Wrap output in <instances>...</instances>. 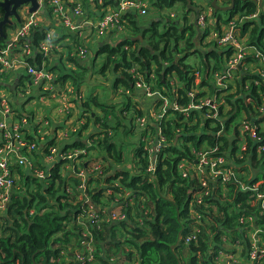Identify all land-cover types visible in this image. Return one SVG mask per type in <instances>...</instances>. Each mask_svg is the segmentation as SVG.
<instances>
[{"label":"trees","instance_id":"16d2710c","mask_svg":"<svg viewBox=\"0 0 264 264\" xmlns=\"http://www.w3.org/2000/svg\"><path fill=\"white\" fill-rule=\"evenodd\" d=\"M43 1L44 6L49 4L48 0ZM91 2L97 8H104L107 5L110 7L108 9L115 8V1L79 0L78 3L81 6L83 5L87 15L94 14L89 11ZM153 4L160 6L157 2ZM166 6L171 7L173 4L168 3ZM257 9L258 5L252 0L245 2L234 0L233 9L229 11V18L225 23L235 15H238L239 18L250 16ZM50 10L48 8V13L47 11L44 12L47 17H50ZM105 10H101L100 13L102 14ZM215 15H219V11ZM219 18L221 17L219 16ZM1 19L2 10L0 9ZM259 19L261 20L259 24H254V21L247 22L240 31L242 35L247 36L249 45L254 47L264 60V15L260 14ZM126 20H128L129 26L135 25L130 14L123 16L121 24ZM158 24L159 22H153L148 30L151 31L152 37L148 38L151 46L147 49L138 48L137 43L129 38H124L113 46L102 45L98 49V53L106 55L103 70L109 68L108 66L112 60L116 59L117 62L113 65L114 73H117L120 68L122 71L115 78L113 87L121 84L128 91H132L135 82L141 81V79L148 84L149 76L153 74L155 79L152 88L170 100L173 93L171 92L169 80L175 74L179 83L175 101L181 107H187L190 102H198L204 96L203 92L190 97L189 92L196 87L201 88L207 85L208 72L221 69L222 55H219L217 49L203 54L196 48L197 31L193 24H185L182 26L183 29H179L180 25L178 23H169L167 29H163L161 33L158 32ZM7 28L3 27L5 37L0 36V48L5 46L8 34ZM204 29H207V27L205 26ZM47 30L49 29L44 26H39L33 30L31 33L33 42L31 44L34 49ZM223 30H220L219 33H222ZM191 55H198L200 61L203 58L201 66L197 67L198 76H196V72H192V66L185 63L186 58ZM210 57L216 60L217 64L214 67L210 63L203 62L204 58L208 61ZM42 61L43 54H37L35 61L29 58L26 59L28 64H37V66H40ZM75 64L77 67L82 68L78 61ZM36 69H40V67ZM240 72V70H237V73ZM69 78L73 83H76V79L66 73H60L54 83L63 86ZM235 83L237 88H235L234 93H229L230 89L224 92L225 106L230 108L224 119L221 115L224 114L225 106L219 99V94L224 90L214 89L210 83L208 84L210 88L208 98H218L219 101L216 102L217 111L215 112L218 117L213 116L214 112L211 117H205V111L208 108L204 107L201 110L189 111L187 121L183 122V114L167 109V113L172 114L174 119H164L160 123L161 134L167 139V142L159 146L160 150L156 156V166L153 174L146 171L149 163V150L145 149L146 143L140 140L143 136L139 137V147L136 148V153H134L138 173L134 170L131 172V170L113 169L111 175L107 174L112 168L105 171L106 175L103 173L102 168L95 177L88 173V185L94 183L98 185L94 189L87 190V195L96 207L113 204L116 196L114 192H117L118 188H113L112 184L118 180L123 187H128L132 191L129 199L135 204L136 216L146 218L142 221L141 227L137 223L136 226L130 227L128 224V221H132L130 210L123 208L122 213L125 219L117 223L124 231L120 234L121 239H116L115 226H111L108 230L109 242L102 243L103 237L95 243V263L114 264L111 257L118 253H124V247H128V261L135 264H181V257L184 259V264H215V258L219 252L225 254H234L235 252L234 248L226 246L225 241L233 247H236L239 243V246L243 247V253H246V250L248 252L250 243L245 238L247 229L261 228V236L264 241V216L259 215L260 202L256 199L257 193L264 194V152H261L259 157L256 155L257 147L264 142V128H259L260 123L264 124V113L260 111V108L264 107V79L259 76V73H242L240 81L236 80ZM74 87L78 89L79 86ZM246 99H249V101H246ZM95 104H98L97 101L90 97L82 104L83 110L88 112L90 116L94 113L88 111L90 105L95 106ZM13 105L15 104L11 103L12 108H10V111L15 113L16 119L24 118L28 123V127L22 129L25 139L29 143L37 145L36 149L38 151L36 153L45 160L50 154V148L54 145L53 137L48 134L45 136L44 141H40V137L37 135L39 124L34 125L32 131L29 130V126L33 122L32 113L25 111L23 107L16 108ZM155 105L161 107L163 101L160 99ZM111 108V106L101 107L103 114H108ZM93 119L99 126L100 132L91 136L92 141L89 146L76 141L73 145L74 149H84L87 152L98 151L101 159L106 162V167L117 166L123 161L126 152L123 153L121 149L117 148L115 131L111 127V122L104 117L99 119L98 114ZM242 121L250 126H255L260 138V141H255L245 132L246 146L241 153V160H236V163L240 165H248L247 160L249 159L251 169L256 170L253 177H251V174L240 177L245 186L257 187L255 193L249 190H241V187L236 183H222L220 180L212 181L209 178L203 179L206 183V187L203 188L199 178L182 179L179 176L178 163L182 159L195 163V153L201 151L204 143L208 147L218 144V154L226 158L225 150L230 147L228 146L226 134H232V126L235 125L234 134L236 138L243 139V136H238L240 134V122ZM11 123L13 125L12 120L11 122L7 121V127ZM117 126H120L123 133L129 129L126 124L120 122H117ZM219 131H223V134L217 135L216 133ZM0 132L2 137L4 129L1 128ZM96 136H101V138L97 139ZM176 138H178L177 143L173 144ZM180 141H184V144L181 145ZM1 142L2 138L0 144ZM26 151L32 154V150L28 151L26 149ZM235 151L236 148L231 149V157ZM60 162L54 161L53 168L47 170L49 174H46L48 175L46 178L48 179L50 176V181L49 183H45L46 181L42 183V192L36 191L30 197L12 194L6 216L1 218L3 224L0 229L4 233L8 232V234L0 238V264H60L56 262V259H58L62 248L61 246L54 248V244L67 243L71 237H76L77 242L81 239L83 229L77 223V217L86 206L82 205V202L72 203L70 201L67 191L69 178L61 175L62 162ZM92 162L91 160L90 163ZM81 167L84 170L87 169V167H83V164ZM237 171L243 172L241 169ZM38 186L40 187V185ZM106 189L111 190L112 195L110 197L105 195ZM204 189L208 191V194L203 196L200 204L194 205L191 210L190 204L193 193ZM103 195H105V199L102 198ZM34 202L37 212L30 215L29 210ZM142 205L145 207L146 214L144 211H140ZM197 215H201L204 224L200 228L196 239L192 238L189 243H185L184 240L187 236L194 235L193 231H189V225L191 217ZM242 215L246 220L245 225L239 223ZM86 227L94 230L91 224H87ZM98 235L101 237L102 233L99 232ZM97 237L96 234L95 240H97ZM106 245H108V251L105 249ZM133 254L137 257L135 260L132 257ZM95 263L94 260L87 261L84 257L83 263L75 261L74 263L62 262L61 264ZM261 264H264V257Z\"/></svg>","mask_w":264,"mask_h":264},{"label":"crops","instance_id":"0c3cea01","mask_svg":"<svg viewBox=\"0 0 264 264\" xmlns=\"http://www.w3.org/2000/svg\"><path fill=\"white\" fill-rule=\"evenodd\" d=\"M110 1H115L114 7L117 5L118 0H110ZM242 1V0H241ZM247 1V0H245ZM242 1V2H245ZM43 0H39L40 3V9L44 7L43 5ZM74 2L78 3V0H64V4L66 6L65 12H70V10L76 5ZM159 3L160 6H156L153 3ZM211 0H202L200 2H196L195 0H149V2H146L145 8L148 9L147 4L149 3V6L151 10L153 8L156 9V16H158L159 20L156 22L161 23L163 22V25L168 26L169 23H178L180 25L179 29H183L182 26L185 24H193L195 26V29L197 31L196 35V41L195 45L196 48L200 50L201 53L206 54L212 50H218L219 55H222L221 62L223 60V66L220 65L221 68L226 67L228 59L230 54L234 53L235 50L231 47H228V49L222 48L221 46H217L213 42V37L220 32L222 29H226L228 26L229 22H237L236 27L240 30L242 26L247 23V22H253L254 24H259L261 20L259 19L260 14L264 15V12L262 9L264 8V0H262L261 6L258 5V9L256 12L252 13L251 15H254V17H245L239 18L238 15H235L232 19L228 20V22L225 23V20H222V18H219V15H215L217 11H214V9L210 5ZM101 1L99 2V4ZM168 3L177 4L181 5L183 8V14H180V20H171L169 19H161V14L159 12L163 11L166 8L172 9L173 6L167 7L166 5ZM217 3L220 7H226L229 6L231 3L229 0H217ZM233 6H234V1H233ZM25 11H26V7ZM48 8H50V17H47L44 15V13H40V9L35 13V16H37V19L39 20V25L44 26L45 28L49 29L47 31L51 32L53 34V40L55 43L54 49L49 53L48 56L43 55V61L40 66H37V64L33 65L31 64L30 66H33L35 68L39 67H48V71L52 73V75L55 76V79L57 78L58 74H55L56 72L54 71L55 68H57L60 64L63 62L66 64V66H71L74 68V64L78 61L80 65L83 67L87 61L88 54L86 58L81 59L77 55H75V50H77L79 47L78 44H73L70 42L71 40L69 39L70 34H74L76 39L79 42H89L93 40H97L99 42L98 44V49L102 45H116L119 42L122 41L124 38H129L132 39V41L137 43L138 48H144L147 49L151 45L149 44L148 40V35L147 33L149 32L148 30L152 26V21L151 23L149 22L148 24L145 23V17L148 16L151 12L145 14V15H139L137 13H131V19L133 22H135V25L132 26V29H129V27H126L129 25L128 20L123 22L126 24L120 29V30H110L106 34L102 36H96L95 30H94V25L96 21L100 18L101 10L108 9L110 8L109 5L104 8H97L96 5L92 6L91 9V14L92 15H83L78 18H73L71 23H80L81 27L78 29H70L69 26H64L62 22L60 21V17L56 14L53 13L52 8L49 6V4H46L44 7V10L47 11L48 13ZM162 8V9H161ZM101 9V10H100ZM233 9V8H232ZM231 9V10H232ZM229 10V11H231ZM90 11V10H89ZM148 11V10H146ZM219 11V10H218ZM229 11H219V12H228ZM44 12V11H43ZM213 12V13H212ZM204 13L206 15V20H208V28L204 29L202 27H199L197 25V17L198 14ZM41 14V17H40ZM230 14V13H229ZM20 15V14H19ZM178 16V15H177ZM249 16V15H247ZM142 17V23L140 24L138 18ZM20 19H22L20 17ZM21 22V21H20ZM20 23H16L14 20V24L12 26H5L8 27L6 30L8 31L9 29L14 28V25H19ZM143 25V26H142ZM207 26V24L205 23ZM252 27V26H251ZM128 31V34L125 32ZM131 30V32H130ZM206 30V31H205ZM9 33V32H8ZM8 35V34H7ZM73 35V36H74ZM240 40L242 43V48H243V58L241 62L239 63L240 67L238 70L241 72H255L259 73L261 69L264 67V60L259 59L262 56L259 54V52L252 46L249 45L248 39L246 35L240 34ZM33 42V36L30 34L29 38V43L32 46ZM199 42L201 44L199 45ZM76 43V42H74ZM136 46V45H135ZM75 47V50H73ZM98 53V51H97ZM37 54H42L41 52H33L28 58L32 59V61H35L37 58ZM192 59H194L193 62V67L201 66V61L203 58L198 57V55H191L190 56ZM27 58V59H28ZM46 58V59H45ZM188 58V57H187ZM186 58V62H187ZM71 59V60H70ZM205 63H210L211 66H215L216 60L214 58H209L208 61L206 58H204ZM74 63V64H73ZM188 63V62H187ZM186 63V64H187ZM213 64V65H212ZM192 65V63H190ZM77 67V65H76ZM135 67V66H134ZM153 68V65H152ZM254 69V70H251ZM19 70V69H18ZM17 70V71H18ZM24 70L25 69H21ZM106 74V73H105ZM103 75L106 77V75ZM120 72L118 71L117 73H114L113 75L110 74V80L107 88L104 89V92L102 90L96 91V90H90L84 86H80L78 89L74 88L73 85H70L68 81L64 82L63 86H60L57 83H46V82H41L39 85L34 87L33 89L35 90L34 93L30 91L31 86H29L28 91H26L25 95L29 96L27 100H25V97L20 93L19 85L22 81L23 78L26 77L28 81V76H17L15 79L10 78L9 82L7 85L1 83V79L5 77H0V87H6L8 88V91H0V129L1 124L3 122H7L8 120H5L7 116L2 113L3 110L5 109H10L12 108L11 103L15 104L13 107L16 108H24L25 111L31 112L32 113V120L33 122L29 126V130L32 131L35 122L37 121H46L49 123V134L51 137H53L54 145L55 148L57 149L58 154L59 153H65L69 151H83L84 149H74L73 145L75 144L76 141H80L83 144H87L89 146L91 144V136H94L100 132L99 126L96 124L95 120L93 117H95L98 114V118L103 117V112L101 111V107H103V101L110 103V98L112 97V94H118L120 98L126 97L129 100L131 97L134 95L136 100L133 103L128 104L126 107H124L120 111V116L127 117L128 119L127 122H129V129H127V132H121V138L122 141L119 140L118 142H123L119 143L118 145H122L123 147L119 146V148H123V153L126 152V156H124L123 161L120 164H117V166H112V169L110 172L107 174L111 175L113 169H118V170H131V172L138 171L137 167V160L134 157V153H136V148L139 147V137L146 136V145H148L149 149V163L148 167L156 161V156L159 151L158 146L163 145V144H158V134H160V129L161 125L160 123L164 119H174L173 115L168 113L166 116H164V119L162 121H159L156 118L157 113L160 110V106H156V102L160 100V98L156 95H149L146 94L145 88H137L134 86L132 91H128L125 87H123L121 84H118L116 87H113V83L115 81V78L118 77ZM196 74V73H195ZM208 74H211V70L208 72ZM208 75V77H209ZM198 76V73L196 74ZM10 77V74L8 75ZM172 78L174 79L175 84L178 86V78L175 76V74L172 75ZM54 79V81H55ZM143 84H146L145 82L142 81ZM207 85L202 86L201 88H195L194 90V95L196 93H203L204 96L200 99H207L209 97V82L207 80ZM212 87L215 89L214 86V81L213 83H210ZM112 87L113 90L110 88ZM44 88H48V90H44ZM231 89V88H230ZM94 92L97 94H102L99 95L100 103L94 105H90V110L94 113H92L90 116L88 112L83 110L82 104L85 103L90 97L94 98L93 96ZM105 92H110V95L105 94ZM115 95V96H116ZM108 96V98H106ZM117 97V96H116ZM118 98V97H117ZM199 99V100H200ZM121 99H118L120 102ZM95 101H98V99ZM112 106V105H111ZM225 106V105H223ZM229 107L225 106L224 107V112L227 113L229 111ZM138 119H143L144 122L141 124ZM241 124V122H240ZM241 127V125H240ZM239 127V129H240ZM259 127L264 128V124L260 123ZM74 129V130H73ZM235 130V125L232 126V134H226V137L228 139V146L229 149L225 150V156H226V161L227 163L232 166L234 169L240 170L242 165L239 163H236L237 159L241 160V153L244 151L245 146H246V141L245 137L243 136L242 138H236V135L234 134ZM132 133L133 131L135 133H138V137L134 139V141H129V133ZM1 134V132H0ZM217 135L223 134L222 132H217ZM238 136H241L240 134ZM97 139H100L101 136H96ZM140 138V140H142ZM166 139V138H165ZM1 140V136H0ZM167 140V139H166ZM167 142V141H166ZM174 142V141H173ZM181 145L184 144V141L179 142ZM190 145V143H188ZM192 144V143H191ZM156 154H155V149ZM208 145L205 143L202 145L201 150L207 148ZM118 148V149H119ZM236 148V151L234 155L231 157V149ZM38 150H32L31 152H24L28 159L27 162L24 164H18L16 162H11L10 164V171L11 175L13 177L14 181V187L12 188L11 194L13 195H18L20 194L21 196H29L36 191L42 192L43 187L41 186L43 182L49 183L50 181V176L47 178H40L37 173L43 172L45 175L49 174L47 170L53 168L54 166V161L59 162L62 160L58 157V155L52 160H44L41 158V156L36 153ZM86 151V150H85ZM129 152V153H128ZM19 155H22L19 153ZM256 155L259 157L260 154H258L257 149H256ZM93 161L90 163V161ZM95 161L103 162L106 163L104 160L101 159V155L98 154V151H89L86 152L85 155L80 154L77 158L70 159L61 165V175L63 177L69 178L68 183V194L71 197L70 201L72 203L76 202H82V205L86 206L83 209V212L78 215L77 217V223H79L82 226V233H81V239L77 240L75 239L76 237H71L70 240L66 243H58L54 244V248H58L61 246V251L59 252V257L56 259V262H59L60 264L71 262L74 263L76 261V256L77 255H87V254H92L94 263H95V243L99 242L100 239L104 237V240L102 243L109 242V232L111 226H115V232L116 234L120 235L124 233L122 229L119 227L117 224L118 222L122 221L125 219L124 214L122 213V209L128 208L130 211V216L132 218V221H128L129 226H136V223L138 224L139 227L142 225V221L146 218L142 217H137L136 213L134 211V202L129 199L132 191L128 187H123L121 183L116 180L113 182L112 186L117 187L118 190L116 193V196L114 198L113 204H108L103 207H96L92 201L90 200V197L88 196V202H85V200H82V196L80 192L78 191V186L81 183V180L77 178L75 175L76 173L82 171L83 173H86V178L88 175V172L92 168V166L96 165ZM60 162V163H61ZM42 163V166H41ZM90 163V164H89ZM248 167H250V161L249 159L247 160ZM83 164V167H87L86 170H84L81 165ZM101 170V166L98 165ZM106 167V164L102 167L103 173L106 175V172L103 168ZM146 168V171L148 169ZM243 167H245L243 165ZM99 170V171H100ZM138 173V172H137ZM191 173H192V179L194 177L199 178L202 175H204L198 165L194 163L191 167ZM256 173V172H255ZM253 177L255 174L250 172ZM249 174V175H250ZM37 181H36V180ZM44 179V181H43ZM87 184V189H90L91 187H94L95 185ZM95 184V183H94ZM40 185V187L38 186ZM48 185V184H47ZM45 185V186H47ZM92 189V188H91ZM112 195V193H111ZM110 195V196H111ZM12 196V195H11ZM105 195L102 196V198L105 199ZM109 196V197H110ZM170 197V196H169ZM141 202V200H140ZM133 205V206H132ZM131 208V209H130ZM144 205L140 207V211H144L146 213V210L144 209ZM98 217V221L93 220L90 217V212ZM7 210L2 212V217L6 216ZM37 212L35 208V202L31 209L29 210L30 215H34ZM123 215L124 218L119 220L117 217ZM3 221L1 222L0 227L2 226ZM87 224H91L94 230L89 229L86 227ZM129 229V228H128ZM95 231V232H94ZM107 231V232H106ZM101 232L102 236L100 237L98 233ZM7 233H4L2 229H0V238L7 236ZM97 234V240H95ZM61 236V235H60ZM57 236V237H60ZM233 247L235 249L234 254H225L222 253L215 258V264H226L229 262L230 264H247L246 261V256H247V250L246 253H243V247L239 246ZM106 251H108V245L105 247ZM128 253L129 249L128 247H124V253H118L115 254V256L111 257L113 260V263L115 261V257L120 259L121 257L127 258L128 259ZM134 255V254H133ZM74 258V261H73ZM73 261V262H72ZM127 262H130L126 260ZM98 264V263H95Z\"/></svg>","mask_w":264,"mask_h":264},{"label":"built area","instance_id":"2783aa9c","mask_svg":"<svg viewBox=\"0 0 264 264\" xmlns=\"http://www.w3.org/2000/svg\"><path fill=\"white\" fill-rule=\"evenodd\" d=\"M49 6L52 8V11L54 14L58 15L60 17V21L64 26H69L70 29H78L81 27L80 23H71L72 19L78 18L83 16L82 6L74 2L76 5L70 10V12H65L66 6L64 4L63 0H48ZM146 0H118L117 5L113 9H107L105 10L100 18L96 21L94 25V30L96 33V36H102L109 32L110 30H120L122 28V18L126 14L131 13H137L139 15H145L146 14V8L145 3ZM26 18H23V21L15 28H13V31H10L7 35V40L5 43V46L0 48V77H7L10 73L16 72L18 69H25V72L28 76L27 81V87L29 89V86L36 87L41 82L46 83H53L55 76L52 75L49 71L46 70L44 67H40V69H36L33 66H30L26 62V59L33 53V52H41L44 56H48L49 53L54 49L55 43L53 40V34L49 31L43 34L42 40L39 42L38 46L34 49L30 43L29 38L30 34L33 32V30L37 27H39V22L37 19V16H35V13L29 14L27 12V9L25 11ZM249 18L254 17V15L247 16ZM205 20L206 15L204 13L198 14L197 17V25L199 27L205 28ZM236 22H230L226 29L222 31V33H218L213 37V42L217 46H221L222 48L228 49V47H231L235 50L234 53L230 54L228 62L226 67L221 68L219 71H212L211 75L213 77L214 86L218 90H224L221 94H219V99L223 103V105H226L223 100V96L225 95V91L230 89L231 86L228 85L230 79L232 78V74L234 71L238 70L239 63L241 62L243 58V48L242 43L240 40V36L238 37V28L236 27ZM88 52L85 47H79L76 51V54L81 59L86 58ZM259 59H263L262 57ZM197 74V72H196ZM259 76L264 79V67L259 72ZM154 75L151 74L149 76V83L143 84L141 81L135 82V87L137 88H145L146 94L149 95H156L163 101V106L160 107L159 112L156 115V118L159 121H162L164 119V116H166L167 109L178 111L181 114H183V122H186L189 116V111L191 110H201L204 109V107H207L208 109L205 111L206 114L205 117H211V114L214 112L213 116H216L215 110H216V102L219 101L217 97L207 98V99H200L198 102H190L187 107H181L178 105L175 101L177 96V85L174 82V79L170 77V87L171 92L173 93L172 99L170 100L165 95H162L159 91L156 89H153V83H154ZM27 89V91H28ZM44 90H48V88H44ZM194 90H191L189 92V96H194ZM26 93V92H25ZM27 94V93H26ZM246 101H249V99H246ZM260 111L264 113V107L262 106L260 108ZM3 114H5L6 119L11 122L13 121V125L7 127V122H3L1 124V127L4 129V133L2 135V142L0 144V223L2 218V212L7 210L8 206L11 202V191L14 187V181L13 177L11 175L10 171V164L11 162H16L18 164H24L27 162V155L24 153L26 152V149L34 150L36 149L37 145L34 143H29L25 139V134L22 132V129L28 127V123L26 119L19 118L16 119L15 113L11 112L10 109H5L2 111ZM138 121L143 124V119H138ZM35 124H39V130L37 131V135L40 137V141L45 140V136L49 134V123L46 121H37ZM241 127L239 129V133L241 136H244V133L247 132L251 138L255 141H260L259 135L257 133V128L253 125H249L245 122H241ZM8 128H11L10 130ZM260 128V127H259ZM74 130V129H73ZM158 144H165L166 139L161 134H158ZM142 141L146 143V138H142ZM159 147V146H158ZM155 149V154L156 150ZM145 149H148V145L145 144ZM219 145L216 144L213 147H207L205 149H202L200 152L195 153L196 154V160L195 163L198 165L200 171L204 174L201 177H199V180L201 181V186L203 188L206 187V183L203 179L209 178L210 180H220L222 183L226 182H232L236 183L241 187V190H249L253 193L257 191V187L252 186H245L242 183L241 176L245 177L244 172H238L237 169H234L232 166H230L226 158L218 154ZM160 150V149H159ZM24 151V152H23ZM87 151H69L65 153H59L57 152V149L55 148V145L50 148V154L46 157V160L52 161L57 155L62 160V163L72 160L74 158H77L80 154L85 155ZM159 152V151H158ZM257 152L260 154L261 152H264V142H262L257 147ZM21 153L22 155H19ZM194 165L193 162L188 161L187 159H182L181 162L178 163V170H179V176H181L182 179H192V173H191V167ZM156 163H152L148 169L147 172L153 174L155 171ZM100 167L98 165L92 166L90 171L88 172L89 175L96 176L100 171ZM37 175L40 178H46L48 175H45L43 172L37 173ZM77 178L81 180V183L78 186V191L80 192L82 196V200H85V202H88V195H87V178L86 173L79 170L78 173L75 175ZM105 195L110 196L111 190L106 189ZM201 194H203L201 196ZM208 191L206 189L202 191H197L193 193V199L190 204L191 210L193 209L194 205H199L201 202V199L203 196L207 195ZM256 199L258 202H260L259 205V215L264 216V194L257 193ZM90 217L98 221V217L95 216L92 211H89ZM119 220L123 219L124 216L120 215L117 217ZM239 223L245 225L246 220L243 217V215L239 219ZM204 221L201 217V215H197L195 217H191V223L189 225L190 230L193 231V236H187L185 238V243H189V241L192 238L197 237V235L200 232V228L203 226ZM262 230L261 228L253 227V229H247L245 233V238L250 243V249L247 252L246 261L247 264H261L262 259L264 257V241L262 239ZM226 242V245H228V242ZM239 244V243H237ZM238 246V245H237ZM224 252H219L217 254L220 255ZM84 257H86L87 261H93V255L87 254V255H77L76 261H80L81 263L84 262ZM226 264H230L227 262Z\"/></svg>","mask_w":264,"mask_h":264},{"label":"rangeland","instance_id":"374dc122","mask_svg":"<svg viewBox=\"0 0 264 264\" xmlns=\"http://www.w3.org/2000/svg\"><path fill=\"white\" fill-rule=\"evenodd\" d=\"M195 1L196 2H200L202 0H195ZM146 2H149V0H146ZM94 5L95 4L93 2H91L90 7H89L90 13H91L92 6H94ZM44 7L40 9V13L41 12L42 13L45 12ZM147 7H148V9H146V10H148V11H146V14L149 13V12H151V13L148 16L145 17V23L148 24L149 22L151 23L152 21L156 22L157 20H159L158 16H156V13H157L156 9L155 8H153V10L149 9L150 8L149 3L147 4ZM183 8H184V5L182 7L181 5L174 4L172 9L166 8L163 11L159 12L161 14V19L162 20L163 19H168V17H169V19H171V20H174V21L178 20L179 21L180 20V14H183ZM82 11H83L84 15H87L86 10L83 7V5H82ZM262 11L264 12V8L262 9ZM18 13L20 14V17L22 18L21 19V22H22L23 18L24 19L26 18L25 8L21 7V9L18 11ZM219 16L222 18V20H225V19H227L229 17V13L228 12H222V13L219 12ZM40 17H41V14H40ZM206 19H208V18H206ZM138 20H139V23L141 24L142 23L141 21L143 19H142V17H139ZM38 22H39V20H38ZM205 23L207 24L206 27L208 28L209 27L208 26V20H205ZM142 24H144V23H142ZM125 25L126 24H124V23L122 24L123 29H124ZM14 26L16 27L17 25H14ZM18 27H16L15 29L17 30ZM126 27H129V29L133 28L132 26H129V25L125 26V28ZM163 29H167V26L163 25V22L161 21V23L158 24V32L161 33L163 31ZM13 30L9 29L7 31V33L10 32V31H13ZM125 32L128 34V31L125 30ZM130 32H131V30H130ZM240 34H241V31H240V33L238 31V37L240 36ZM73 35L74 34H70V36H69V39L71 40L70 42L72 43V45L73 44H78L79 46L85 47L87 49V52H88L87 61H86L85 65L82 68L76 67V64H74V63H73L74 64V68L71 67V66H66V64L63 62L57 68L54 69V71L56 72L55 74L59 75L60 73H66L69 76L72 75L76 79V83H73L70 78L68 79V82H69L70 85L79 86V90H80V86H84V87L90 89L91 91L92 90H96V91L102 90L104 92V89L107 88V86L109 84V80H110V76L109 75L110 74H112V75L114 74L113 65L115 64V62H117V60L116 59L114 61L112 60V62L108 66L109 68H106V69L103 70L104 64H105V56L106 55L102 54V53H97L99 42L97 40H93V41H89V42H79L76 39L75 35L74 36ZM147 35H148V38H151L152 37L151 31H149L147 33ZM74 42H76V43H74ZM200 44H201V42H199V45ZM73 50H75V47H74ZM76 51L77 50H75V54H76ZM187 62L185 61V63H187L188 65H190V63H192V65H190V66H192V72L198 71L197 66L193 67L194 66L193 65L194 59H192L189 56L187 58ZM220 65H222V66L224 65L223 64V60L220 63ZM46 70L48 71V67L46 68ZM251 70H254V69H251ZM118 71L121 73V71H122L121 68ZM255 72H257V71H255ZM255 72L246 71V72L237 73V71H234V73L232 74V78H231V80L228 83V85L231 86V89L230 90L228 89L229 93H234L235 92V90H236L235 88H237L235 82H236V80L240 81V76L242 75V73L253 74ZM104 74L106 75V77L103 76ZM17 76H27V74H26V72L24 70H21V68H20L18 71L10 73V77L7 76L5 78H2L1 79V83L7 85V83L10 80V78L15 79ZM208 82L209 83H213V77H212L211 74L208 77ZM27 85H28L27 84V79L23 78L21 83H20V85H19V89H18L20 91V93L23 95V97H25V100H27V98L29 97L28 95L27 96L25 95V92L28 89ZM33 88L34 87L30 88V91L32 92V94L35 91ZM110 89L113 90L112 87ZM0 91H3V92L5 91L6 92V91H8V88L1 86L0 87ZM105 94L110 95V92H105ZM99 95H102V94H100V93L97 94L96 92H94V94H93L95 99L96 100L98 99V101H97L98 104L100 103V99L98 97ZM115 95H116L115 93L112 94V97H114V98H110V103L103 101V105L105 107H109V106L112 105L111 106L112 108H111L110 112L108 114L105 113L103 115V117L111 122V127L115 131L114 134H115V141H116V144H117V148H119V146H121V147H123V146L122 145H118V144L119 143L123 144V142H118L119 140L122 141V138H121V128H120V126L116 127L117 122H120L122 124H126V126L128 128L130 127L129 124H128L129 122H127L128 119H126L127 117L120 116V111L124 107H126L128 104L133 103L136 100V98L133 95L131 97V99L129 100L126 97L120 98L118 96V94L116 95L118 97L117 98ZM106 98H108V96H106ZM118 99H121L120 102L118 101ZM101 111H102V109H101ZM215 111H217V107H216ZM221 116H222V119H224L225 116H226V113L224 112V114H222ZM216 117H218V115ZM137 137H138V133H135L133 131L132 133L131 132L129 133L128 140L129 141H134V139L137 138ZM119 149L123 150V148H119ZM95 162L96 163H94V164L100 165L101 168L106 164V163L99 162V161L98 162L95 161ZM111 163H112V161H111ZM244 166L245 167H243V165H242L241 170L245 173V175L246 174L249 175L250 172H252V174L256 172V170H254L253 168L252 169L249 168L248 165L244 164ZM111 168H112V166L111 167L107 166V167H105L103 169L106 171V170H109ZM135 172L137 173L138 171H135ZM93 185H95L94 187H98L97 184H93ZM94 187H91V188L94 189ZM115 236H116L117 240L121 239V235H118V234L115 233ZM106 243H108V242H106ZM226 246L229 247V248H233V246H231L230 244L226 245ZM132 257H133L134 260L137 258L135 254ZM114 259H115L114 264H135V263H132V262L131 263L127 262L126 260H128V259L124 258V257H121L118 260H117L116 257ZM183 260H184L183 257H181V264H184ZM73 261H74V258H73Z\"/></svg>","mask_w":264,"mask_h":264},{"label":"water","instance_id":"95a60500","mask_svg":"<svg viewBox=\"0 0 264 264\" xmlns=\"http://www.w3.org/2000/svg\"><path fill=\"white\" fill-rule=\"evenodd\" d=\"M230 5L226 7H220L217 3V0H211L210 5L214 11H229L233 8V1L229 0ZM245 1V0H242ZM255 3H258L259 6L262 4V0H252ZM21 7H26L29 14L36 13L40 9L39 0H0V8L3 11L2 19L0 20V36L5 37L3 32V26L8 25L12 26L14 20L16 23H21L20 15L18 11ZM176 138L173 144L177 143Z\"/></svg>","mask_w":264,"mask_h":264},{"label":"flooded vegetation","instance_id":"af4514ba","mask_svg":"<svg viewBox=\"0 0 264 264\" xmlns=\"http://www.w3.org/2000/svg\"><path fill=\"white\" fill-rule=\"evenodd\" d=\"M1 9V8H0ZM2 10V9H1ZM2 15H3V11H2ZM5 26H7V25H5ZM4 27V26H3Z\"/></svg>","mask_w":264,"mask_h":264}]
</instances>
